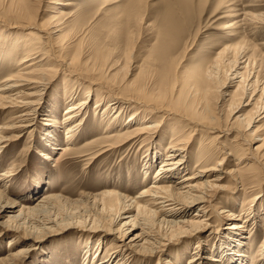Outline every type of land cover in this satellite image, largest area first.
<instances>
[{
  "label": "rangeland",
  "instance_id": "374dc122",
  "mask_svg": "<svg viewBox=\"0 0 264 264\" xmlns=\"http://www.w3.org/2000/svg\"><path fill=\"white\" fill-rule=\"evenodd\" d=\"M180 1L0 0V34L7 26L17 25L9 30L16 40L9 41L8 50L0 52V85L18 72L26 48L38 49L43 56L54 53L59 59L48 77L50 84L32 98L39 104L34 106L37 114L32 125L24 131L6 133L7 137L19 138L9 142L0 154V209L10 206L0 216V258L10 251L28 249L14 264H95L98 258L122 264L114 235L107 232L118 231L126 218L133 219L137 214L123 215L119 225L114 224L112 219L123 207V198L129 203L142 190L153 187L168 147L192 138L181 164L166 174H178L179 185L223 159L225 162L216 165L217 171L200 180H211L220 169H237L241 161L242 170L235 179L219 181L223 189L211 206H205L208 215L194 217L200 216L202 207L196 205L177 217L169 216L178 223L156 229L166 246L145 264H191L192 259L197 260L193 264H217L209 260L210 256L222 254L228 243L236 248L231 240L234 232L235 237L245 238L240 248L245 264H264L259 260L264 245V149L259 157L253 155L264 138V101L260 103V116L250 125L251 132L260 128V137L253 141L255 135L247 128L255 117V102L250 104L249 98H243V89H239L243 82L234 79L233 66L216 61L217 53L226 46L245 51L255 60V76L264 82V23L243 25L239 35L238 30L227 29L235 20L236 10L264 14V0H189L190 9L183 8ZM232 2L234 5L229 6ZM225 4L229 7L218 12ZM169 13L183 31L168 56L162 58L160 37ZM53 26L61 31L53 35ZM171 41L169 38L168 43ZM215 62L217 69L212 70ZM45 63L53 64L49 59ZM202 73L212 87L211 94L192 97L189 91ZM225 92V101H221ZM241 100L244 108L235 116ZM77 101L87 104L81 107L83 123L78 122L82 126L71 146L74 150L86 149L92 157L99 149L94 141H109L108 136L118 139L121 134L156 122L161 126L153 128L159 129L147 143L142 142L145 136L142 143L134 141L98 158H79L76 152L62 150L69 144L66 135L71 125L64 123V115ZM231 102L234 107H230ZM145 105L160 113L144 109ZM192 113L197 116H190ZM14 117L8 108L0 109V128ZM210 127H216V131ZM171 185H177L176 181ZM55 196L52 216L61 226L41 233L28 224L20 227L21 234L11 230L17 223H24L26 215L21 218L20 214L23 207H35L45 197ZM242 212L245 216H240ZM198 218L208 225L197 231L194 222ZM238 218L247 223L242 224L243 229H235L232 236L225 229L240 223ZM148 220L152 224V219ZM5 223L11 228L1 226ZM185 230L191 234L177 235ZM137 233L140 231L131 234L126 243ZM31 234V241L22 237ZM139 263L144 261L132 258L126 264Z\"/></svg>",
  "mask_w": 264,
  "mask_h": 264
},
{
  "label": "bare ground",
  "instance_id": "6f19581e",
  "mask_svg": "<svg viewBox=\"0 0 264 264\" xmlns=\"http://www.w3.org/2000/svg\"><path fill=\"white\" fill-rule=\"evenodd\" d=\"M180 3L183 6V8L190 9L189 0H181ZM228 5L226 6L225 4L223 6H220L218 9V12L222 11L225 8H228L229 6H233L234 3L232 2L229 6ZM232 19H235V20L232 22V24L230 25L228 24L227 29H233V30L236 29L238 30L237 34L239 35L240 30L243 28V25H247L250 22L264 23V14L256 16V15H252L248 13H242L240 10H236V14L233 16ZM10 28H17V25L7 26L6 31L0 34V36H2V38L0 39L1 40L0 41V52L2 51L4 52L8 50L9 41L16 40V38L15 39L12 38L11 33L9 32ZM50 29L53 35L56 33V31H59V30L61 31L60 27H57V26H53ZM243 30H244L243 33H245L246 32L245 29ZM41 31L43 32L42 29H40V32ZM51 31L49 30L47 34H49ZM182 31H183L182 28L179 27V22L173 21L171 14L169 13L163 24V31L160 37V44H161L160 53H161L162 58H165L166 56H168L170 52L169 50L172 47V44L178 43V39L180 35L182 34ZM169 38H172V41L170 44L168 43ZM255 46L256 45H254V47ZM42 56L43 54H41V52L38 49L26 48L24 50L23 58L19 60L18 67L20 68L18 69V72L15 75H11L5 78L1 82L0 109L8 108L9 113L12 115V117L13 115L15 117L12 118L13 121L12 120L9 121L10 123H7L4 125V127L0 128V154L2 150L6 147V145H8L9 142L19 138V136L18 137L17 136L7 137L6 133H9L10 131L15 132L16 129H19L18 131H24L27 127L31 126L32 125L31 122L35 120V116L37 114V107H34V106H37L39 104H38L37 99L33 100L34 99L33 97L36 96L37 98L38 96L37 94L41 93L43 89L45 88V86H47V84H50L48 77L51 75V72L54 70V68L58 65L57 60H59L58 58H56L54 53H50V55H46L43 57ZM261 56L263 57V54ZM216 57H217V60H216L217 62L221 60L223 61V63H228L229 65L233 66L232 72H234L233 74L234 79L240 78L241 79L240 82H243V85L239 86V89L241 88L243 89L242 91L243 98L244 99L249 98L250 104L255 102L254 103L255 104V117H253L252 121L250 122L247 128V131L251 132L250 125L256 121L255 118H258L260 116L258 115L261 112L260 103L264 101V82L262 83L261 82L262 80L259 81L257 76H255V73H256L255 72L256 67H255V62H254L255 60H253L250 56H247L245 51H239L232 46H226L222 48L221 51L217 53ZM47 59H49V61H51L53 64L48 65L47 63H45ZM217 64L218 63L215 62L211 66L212 70L217 69V66H218ZM254 78L255 80H253ZM234 79H232V81ZM193 86L195 89L191 88L189 91L190 96L192 97L198 96L199 93L211 94L212 87H210L209 82L207 81L203 73L199 74V76L196 79H194ZM224 87L225 85L222 86V89ZM226 94L227 92H225L222 95L223 98L221 101H225L224 97ZM84 104H87V101L85 102L77 101L75 104L70 105V107L66 109V112L64 115L65 117L64 123L71 124V125L67 128V135H66V139L69 140V144L65 145V147L63 146L62 150L64 149L63 152L65 153L76 152L79 158L91 157L89 160H92L93 158H98L99 156L104 155L108 151H111L114 149H116V151L117 149L121 150L126 146L134 144L135 143L134 141L138 140L141 142L142 138L145 136L146 137L144 138V140H142V142L143 144L147 143L151 139L150 138L151 135L155 134L157 130L159 129V128L157 129L155 128L154 130L153 128L161 126V124H158L156 122L153 125H144L141 128L139 127L134 130L128 131L124 133L123 135L121 134L119 135L118 139H116L117 138L116 136H108L107 140L109 141H105V140L102 142L94 141L92 142V144H94V146H96L99 149L94 154V157H92V154L89 153L86 149L74 150L71 146V144H73V138L76 135L75 133L79 130V128L82 126V123H83L82 122L83 113H81V110L83 109H81V107ZM243 104L244 102L242 100L238 103L236 112H235L236 114L234 113L235 116L239 114L238 112L239 109L244 108ZM234 106H235L234 102H231L230 107H234ZM87 107L88 105H85L86 109ZM143 108L147 110L151 109V107H148L147 105L143 106ZM108 109H105L104 113ZM152 112L154 114L160 113L159 111L155 112L154 110H152ZM190 116L196 117L197 114L192 113L190 114ZM116 117H118V115H116ZM185 117H188V115H185ZM239 118L240 116L237 117V119ZM48 119L46 121H48ZM183 119L186 120L184 117ZM79 121L82 123H78ZM114 121H116L115 123H117V118H114ZM49 128H51V126ZM209 129L211 131L213 130L216 131V127H210ZM259 129L260 128H258V130ZM257 131L251 132L253 135H255V138L253 141H255L256 137L257 138L260 137L259 134H257ZM192 136H194V133ZM191 139L192 138H187V140L185 141H182L179 143H172L168 147L166 151L167 155L164 158V161L161 162V168L160 170H158V172L156 173V176L154 177V180L156 182H154L153 187L142 190L136 198L129 200V203L126 202L127 198L125 197L123 198V207L117 211V213L114 215V218L112 219L114 224L119 225L120 223L119 221L123 220L122 218L123 215L132 214L133 211L134 212L136 211L137 214L133 219L126 218L127 222L124 223L118 231L108 229L107 234L114 235V241L117 242L115 247H116V250L118 251L116 252H119V255L123 256V260L120 259L119 260L120 262L123 261V263L126 264L128 261L134 258V260L136 261L137 260L144 261V264H145V262L148 259H152L149 257H152L155 254L160 253V251L162 250V248L166 246V244L163 241L165 238L162 237V235H160L159 231H157L156 233L155 232L156 229L159 230V228H161V226H164V225L166 226L176 225L178 222L175 220L171 221L168 219V217L169 216L177 217V215H180L182 212L187 210L188 209L187 207L191 208V206L202 205L201 209L198 210L200 211V216H198L199 214H196L194 217L205 216V214H207L206 212L208 209V207H205V206L207 204H209L207 206H211L210 202L223 189V186L218 184L219 181H223V179H226L229 177H231L232 179H235L236 174L240 173V171L242 170L240 168V164H242L243 162L240 160L241 162L237 164V169L236 168L235 169L230 168L227 170L220 169L221 172H219V174L215 176L214 178H212L211 180L209 181H203L204 179L200 180L203 177H206V176L208 177L209 176L208 173H210L212 170L217 171L218 166L216 165H219V164L221 165L223 162H225L224 161L225 159H223L219 164L210 166L204 170H201L199 173L194 174L193 177H188L184 179L182 182H180L183 184L179 185L178 184L179 182L177 180L178 174L174 176H166V174L170 171L171 168L177 167L178 165L181 164V162L184 159L183 155L187 152L186 149ZM250 139L252 138L250 137ZM260 141L262 142V144L255 148L254 151H256V154H253L254 157H259L262 150L264 149V138ZM251 146L252 144H250L249 150H252ZM147 152H149V149ZM48 157L49 156H47L46 158ZM178 158L180 159L177 160ZM205 163L206 162H202L201 164L205 165ZM173 181H176L177 185L172 186L171 183ZM0 196L1 198H3L2 193H0ZM56 199H57L56 196L51 197V198L45 197L35 207H27V208L23 207L21 209L22 212L20 213L21 218L24 215H26V218H24L23 220L24 223H17L16 224L17 227L11 228L8 225V223H5L1 226L6 229L11 228L12 231H16L20 234H21L20 227H22L23 224H26V225L28 224L29 227L37 228V233L38 231H40V233L43 231H53L55 230V227L61 226V225H57L55 217L52 216V213L55 210L54 203ZM13 206H15V204H13ZM110 206L114 207L113 205H110ZM8 207L10 206L6 205L4 207H1L0 216L5 215L6 209ZM201 213L203 215H201ZM240 216H245V214L242 212ZM148 218L152 219L153 221L152 224L149 222ZM239 220H241L240 223L232 224L226 227L225 229L228 232L232 233V236L234 233L236 234V232H234L235 229H241V228L243 229L244 225L242 224L247 223V220L244 221V218L243 219L238 218V221ZM13 222H16V221H13ZM194 223L198 224V226L195 227L197 231L202 230L204 227L208 225L207 223H205V221H203L200 218H198V220L195 221ZM185 225H187V223ZM137 230H139L140 233L133 235L131 241L129 243H126V240L129 238V236L135 233V231ZM190 230H185L182 233L179 232L177 235L183 236V235L191 234ZM235 234L233 237L234 239L231 237L232 238L231 240H234V244H235L234 247L236 248L233 249V247L229 245L230 243H228L224 252L229 251V250L230 251L228 253L226 252L225 255L223 252L222 254L210 256L209 260L211 262L217 261L218 262L217 264H245L244 254L242 250L240 249L244 246L243 240L245 238L242 239L241 236L240 237L238 236L240 238L238 239V237H235ZM22 237L31 241V239H33V234L22 235ZM173 237H176V236H173ZM198 249L201 251V248L198 247ZM28 251H29L28 249L26 250L22 249L19 251H10L11 253L8 254L5 258L3 257L0 258V264H14L17 262L18 259H20ZM101 254L102 252L100 253L99 257L101 256ZM109 255L111 256V254ZM259 257H260L259 260H264V245L262 246V251L259 254ZM110 261L111 259L110 260L105 259L103 261L102 258H98L96 263L94 261L93 262L95 264H111ZM196 261L192 259L190 263L193 264V263H196Z\"/></svg>",
  "mask_w": 264,
  "mask_h": 264
}]
</instances>
